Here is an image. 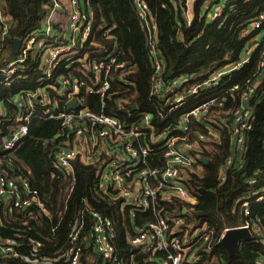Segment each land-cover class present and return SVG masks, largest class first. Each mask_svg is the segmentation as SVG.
<instances>
[{
  "label": "built area",
  "instance_id": "obj_1",
  "mask_svg": "<svg viewBox=\"0 0 264 264\" xmlns=\"http://www.w3.org/2000/svg\"><path fill=\"white\" fill-rule=\"evenodd\" d=\"M133 4L145 29L151 57L149 95L162 100L167 105V111L154 110L136 117L129 113L123 121L106 109L112 104L113 109L122 106L130 111L138 110L136 105L132 110L133 106L127 100L114 97L117 92L113 86V75L117 77V83L127 90L133 88L134 83L128 78L133 71L131 66L119 60L115 53L94 58L82 68L78 66L82 75L72 72L81 61V49L92 32V15L83 9L82 0H53L42 27L29 37L20 39L18 54L4 65L8 29L0 18V81L9 86L22 80L21 75L27 69L31 72V65L26 66L28 60L40 72L39 79L35 80L37 87L34 92L19 94L15 102L19 109L25 107L26 112L17 119L19 124L0 141V229L5 231L0 234L1 259H13L17 264H122L116 247L117 233L109 218L86 209L92 221L90 229H87L83 217L85 213H82L75 216L62 238L60 232L62 218L67 211V199L62 213L58 212L54 220L47 204L31 188L29 179L4 168L8 162L6 155H10L28 134V124L34 118L59 123L57 136L61 137L62 146L54 154V166L70 176L73 185V161L79 160L84 165L100 162L101 168L95 172L97 195L108 203H119L121 209L127 210V219L132 224L127 241L143 255L165 253L171 264H180L197 242L210 252L229 229L246 228L251 238L253 234L259 236V227L247 220L246 200L241 205L245 221L224 228L219 237L209 226L197 227L189 235L184 229L186 217L175 214L179 212L177 202H196L185 189L184 181L191 173H202L197 160L202 156L196 155L209 145H221V130L226 129L230 151L220 165L218 184L225 181L226 171L235 162L241 161L242 164L245 134L252 128L253 102L260 99V95L264 96V12L251 20L249 33L256 31V34L250 37L251 44L238 60L212 72L204 81L192 82L194 79L186 75L173 77L171 74L172 77L166 80L156 49V24L148 19L150 12L145 0H133ZM64 12L67 19L66 25L62 26V19L55 21L53 16ZM217 16L215 14L212 18ZM109 31L106 38L110 37ZM255 52H258V63L253 78L243 84H234L224 93L182 112L176 124L157 131L158 120L166 119L189 97L218 87L222 79L241 71ZM61 68L68 73L62 72ZM86 73L91 84L83 77ZM83 89L97 97V111L88 104L80 103ZM226 94L228 96H224ZM57 95L65 98L64 105L56 101ZM227 98L229 102L225 105ZM70 100L78 103L76 109L66 108ZM46 104L52 111L48 108L41 113L36 111L37 106L43 109ZM227 105L231 107L226 110ZM193 123L200 124L202 129L193 131ZM248 182L254 185L256 180L251 178ZM71 190L70 187V194ZM263 199L264 188L259 191L256 201ZM32 210H37L34 223H29L28 229L23 227L26 223L19 225L20 216H29ZM145 214H151L152 218L145 219L143 224H136L137 218L141 216L143 219ZM36 215L43 221L38 220ZM7 231L10 234H6ZM31 231L39 237L32 236ZM178 234H183L184 246ZM197 261V258L192 260L193 263ZM255 264L264 263L259 259Z\"/></svg>",
  "mask_w": 264,
  "mask_h": 264
},
{
  "label": "trees",
  "instance_id": "obj_2",
  "mask_svg": "<svg viewBox=\"0 0 264 264\" xmlns=\"http://www.w3.org/2000/svg\"><path fill=\"white\" fill-rule=\"evenodd\" d=\"M53 0H0V18L7 24L8 34L5 38L3 61L10 60L13 39H25L38 31L49 13ZM148 9V19L155 22L156 49L162 60V69L173 77L186 75L192 77V82L204 81L208 76L228 63L238 60L245 48L251 44L250 37L256 31L249 33L251 20L264 12V0H195L192 4L193 18L190 24L186 19V0H145ZM208 2L206 9L204 4ZM83 9L91 14V35L81 49V61L72 69L78 73V66L88 63L94 58H102L107 54H118L121 61L132 67L128 78L134 83L131 90L117 83L113 75V86L119 100H127L136 105L138 110L130 111L126 107L113 109L112 104L107 112L123 121L132 113L133 117L144 112L159 110L167 111V105L162 100L149 95V82L152 75L151 57L148 53L146 33L137 16L133 0H82ZM215 6H221L222 12L218 19L211 21L209 15ZM2 24V23H1ZM109 29H111L109 31ZM110 37L106 38V33ZM258 52H255L250 62L243 69L230 77L221 80L218 87L205 90L188 100L176 111L171 112L166 119L157 121V131L167 125L177 123L182 112L189 111L197 104L224 93L234 84H243L253 78L257 72ZM31 65V72L26 70L22 80L14 81L6 86L0 81V141L9 131L19 124L17 119L26 112V108L19 109L16 100L19 94L34 92L37 87L35 80L40 72L28 60L26 66ZM65 74L68 70L61 68ZM82 75V74H80ZM171 76V77H172ZM89 81L86 73L83 75ZM171 77H166L169 80ZM190 83H188L189 85ZM186 85V86H188ZM79 97L81 104H88L97 111L98 99L89 95L84 89ZM228 96V94L224 95ZM56 101L64 105L65 98L56 96ZM36 102V101H34ZM113 102V101H112ZM229 102V98L225 105ZM254 115L252 128L245 134V151L241 161L235 162L227 171L226 179L218 184V169L229 154L230 145L226 129L222 131V141L219 146H207L198 151L196 157L205 156L206 164L199 157L198 164L202 168L201 174H189L184 187L190 196L196 199L194 204L177 202L178 211L175 215L186 217L184 229L191 235L194 229L209 226L215 229L219 237L226 227L239 225L245 221L241 213V205L248 201L249 216L247 220L256 223L260 229L259 236L253 234L249 241L239 245L237 253L229 257L219 244L207 252L201 242H197L187 252L186 258L180 264H255L259 259L264 263V199L256 198L264 188V96L260 95L253 102ZM37 106V112L41 113ZM231 105L226 106V110ZM38 113V114H39ZM192 130H201L200 124L193 123ZM59 123L50 120L31 119L28 124V134L19 144L6 155L8 162L4 168L10 173H21L29 179L30 186L37 192L36 196L47 204L54 220L57 213H62L67 199V211L62 218L61 237L64 238L70 223L75 216L84 214L87 229L92 223L86 209L103 214L109 218L117 233L116 247L122 264H171L165 253L143 255L139 249L128 243V236L132 232V224L127 219L126 209H121L119 203H108L97 195L98 182L95 177L100 162L84 165L75 160L72 162L74 170V185L72 178L61 169L54 166V154L62 146L61 137L57 136ZM194 135L192 134V137ZM191 137V139H193ZM255 178L256 183L248 181ZM72 188L71 194L69 188ZM68 195V198H67ZM37 210L31 215L22 214L19 225L24 228L34 223ZM164 215V212L162 213ZM61 216V214H60ZM137 218L136 224H143L145 219L152 218L145 214V218ZM43 221V218L36 215ZM46 224V222H45ZM13 226V224H11ZM3 230L0 229V234ZM6 234H10L7 231ZM4 234V235H6ZM32 236L39 237L35 231ZM180 243L184 246L183 234H178ZM88 252L86 256H88ZM197 258V263H193ZM0 264H17L13 259H1Z\"/></svg>",
  "mask_w": 264,
  "mask_h": 264
},
{
  "label": "water",
  "instance_id": "obj_3",
  "mask_svg": "<svg viewBox=\"0 0 264 264\" xmlns=\"http://www.w3.org/2000/svg\"><path fill=\"white\" fill-rule=\"evenodd\" d=\"M20 43H21L20 39L18 38L12 40V50L10 52V58H13L18 54ZM171 74H172L171 72H168L166 74V77L167 78L170 77ZM77 107H78V103L73 100H70L66 103L67 109H76ZM132 109L134 110L135 106H133ZM206 162H207L206 159H202L203 164H206ZM250 239H251V235L249 233V230H247L246 228H239V229L233 228L225 232V234L223 235L220 241V245L225 250L227 255L229 257H232L237 253L239 245L242 242L249 241Z\"/></svg>",
  "mask_w": 264,
  "mask_h": 264
},
{
  "label": "rangeland",
  "instance_id": "obj_4",
  "mask_svg": "<svg viewBox=\"0 0 264 264\" xmlns=\"http://www.w3.org/2000/svg\"><path fill=\"white\" fill-rule=\"evenodd\" d=\"M195 0H186V19H187V23L190 24V21L192 20L193 18V13H192V4ZM204 7H206V9H208L209 7V3L206 2L204 4ZM217 14L218 16L215 17V18H212L213 15ZM56 15H59L60 18L62 19L61 21V25L62 26H65L66 25V19H67V15L66 13H57L53 16V19ZM221 16V6H215L212 10V12L210 13L209 17L211 19V21L215 20V19H218L219 17ZM76 39V38H75ZM132 106H135V105H132ZM133 110V109H132Z\"/></svg>",
  "mask_w": 264,
  "mask_h": 264
},
{
  "label": "crops",
  "instance_id": "obj_5",
  "mask_svg": "<svg viewBox=\"0 0 264 264\" xmlns=\"http://www.w3.org/2000/svg\"><path fill=\"white\" fill-rule=\"evenodd\" d=\"M54 20L55 21H59L60 20V16L59 15H56L55 17H54ZM201 159H206L205 158V156H202V158ZM207 160V159H206ZM220 168V167H219ZM219 177V169H218V175H217V178ZM233 227V226H232ZM226 228H230V227H226ZM213 229V231H214V234H215V236L217 235L216 233H215V229L214 228H212Z\"/></svg>",
  "mask_w": 264,
  "mask_h": 264
}]
</instances>
